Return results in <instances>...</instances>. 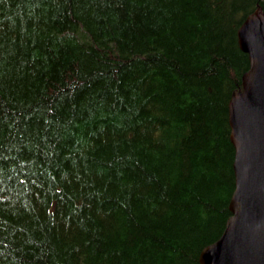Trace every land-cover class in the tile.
<instances>
[{
  "label": "trees",
  "instance_id": "obj_1",
  "mask_svg": "<svg viewBox=\"0 0 264 264\" xmlns=\"http://www.w3.org/2000/svg\"><path fill=\"white\" fill-rule=\"evenodd\" d=\"M257 5L0 0V264H200Z\"/></svg>",
  "mask_w": 264,
  "mask_h": 264
},
{
  "label": "water",
  "instance_id": "obj_2",
  "mask_svg": "<svg viewBox=\"0 0 264 264\" xmlns=\"http://www.w3.org/2000/svg\"><path fill=\"white\" fill-rule=\"evenodd\" d=\"M249 66L228 101L234 146V189L221 234L205 245L200 264H264V8L257 5L237 29Z\"/></svg>",
  "mask_w": 264,
  "mask_h": 264
},
{
  "label": "bare ground",
  "instance_id": "obj_3",
  "mask_svg": "<svg viewBox=\"0 0 264 264\" xmlns=\"http://www.w3.org/2000/svg\"><path fill=\"white\" fill-rule=\"evenodd\" d=\"M166 40V39H165Z\"/></svg>",
  "mask_w": 264,
  "mask_h": 264
}]
</instances>
